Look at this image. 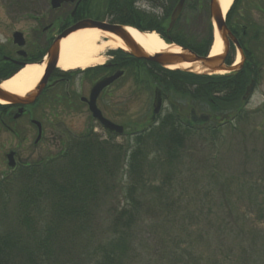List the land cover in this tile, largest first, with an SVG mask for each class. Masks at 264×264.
I'll return each mask as SVG.
<instances>
[{"label":"rangeland","instance_id":"rangeland-1","mask_svg":"<svg viewBox=\"0 0 264 264\" xmlns=\"http://www.w3.org/2000/svg\"><path fill=\"white\" fill-rule=\"evenodd\" d=\"M257 1L241 0L237 8L263 23L254 7ZM47 7L48 0H0V22L11 31L25 32L32 41L39 27L31 16L40 13L38 8ZM141 7L152 12L149 3L144 2ZM208 7L206 2L205 8ZM5 8L28 9L27 19L14 20L10 9ZM207 16L198 20L196 32L206 31ZM9 32L0 27V39H6ZM102 56L106 61L107 56ZM134 88L130 79L121 85L120 99L126 111L123 121L128 134L110 136L113 143L127 145L134 141L132 133L143 128L151 112L154 96L151 83H147L146 92L135 94ZM245 107L248 117L238 122L229 116L218 137L188 136L174 166L149 159L145 167L146 183L136 194L140 209L134 211L136 222L131 229L116 219L119 213L133 209L129 193L133 179L125 161L106 184L109 191L93 208L91 221L84 229L56 245L53 253L46 250L29 257L24 264H97L112 240H121L118 235L122 227L128 232L123 237L127 242L124 264H264V69ZM204 111L211 113L206 106ZM216 121L213 120L214 125ZM62 142L49 137L28 158L29 152L22 149L21 141L1 132L0 178L9 173L3 153L19 150L29 162L36 163L59 153ZM158 187L162 190L156 191ZM9 210L11 217L4 218L6 221H0V225L15 223L14 210ZM22 229L26 232L25 227ZM35 229L32 232L37 235L39 226ZM62 239L59 234L51 240V246ZM32 243L34 253L38 249Z\"/></svg>","mask_w":264,"mask_h":264},{"label":"trees","instance_id":"trees-1","mask_svg":"<svg viewBox=\"0 0 264 264\" xmlns=\"http://www.w3.org/2000/svg\"><path fill=\"white\" fill-rule=\"evenodd\" d=\"M135 1L137 0H105V4L114 21L135 26L143 31L157 30L166 34L164 22L158 20L156 15L137 10ZM240 1L235 0L232 8H237ZM204 3L205 0H188L187 27L177 26L169 36L174 42L206 56L213 40L208 17V28L204 33L199 34L190 27L201 15H207ZM120 7L124 9V16L120 14ZM233 9L228 15V23L232 21ZM257 9L264 11V8ZM202 11L206 14H202ZM78 12L83 14L81 10ZM243 17L240 16L241 19ZM35 60L37 59L33 58L28 61ZM118 62L119 67L129 70L147 69V63L151 68H162L152 62L145 65L144 61L139 60L128 62L119 59ZM230 62L229 59L228 63ZM17 68L4 78L10 77ZM252 71L250 62L235 74L197 75L180 70L169 71L170 77L179 80H158L157 85L166 90L185 88L187 96L192 100H196L200 95L204 104L208 105L216 116L232 113V118L240 122L248 117L242 97L251 79L255 78ZM158 77L160 76L154 75L155 79ZM199 129L203 135L211 138L221 134L220 124L210 123ZM194 134V129L175 123L150 125L138 132L134 141L127 145L116 144L110 140L101 141L94 135L82 134L65 142L60 153L22 168L10 177L0 179V221L4 222V218L11 217L9 208H13L15 218V223L0 225V264H24L29 257L44 254L46 250V253H53L56 245L77 235L91 221L93 208L97 206L102 195L109 191L106 184L114 178L116 169L121 165L123 167L125 161L129 177L133 179L129 191L133 209L119 213L116 219L118 222H124L127 229H131L140 209L136 194L146 183L145 167L149 159L174 166L181 158L186 138ZM158 190L161 191L162 188H156V191ZM36 226H39V230L38 234L34 235L32 231L37 230ZM59 234L64 239L51 246V240ZM127 234V230L122 227L118 235L122 237L121 240H112L110 248L104 249V254L97 264H124L127 242L123 237ZM31 241L38 249L34 253L30 247Z\"/></svg>","mask_w":264,"mask_h":264},{"label":"flooded vegetation","instance_id":"flooded-vegetation-1","mask_svg":"<svg viewBox=\"0 0 264 264\" xmlns=\"http://www.w3.org/2000/svg\"><path fill=\"white\" fill-rule=\"evenodd\" d=\"M75 8H81L83 13H88L92 10L91 8H95L96 13L93 16H83L77 14V12L72 15ZM105 8L104 5H92L91 0L63 1L59 6L54 7L52 0H48L47 8H38L37 12L40 13L31 16L37 20L39 27L32 41H29L25 32L18 29L11 31L9 26L6 27L0 22L1 28L10 31L7 33L6 39H0V81L27 59H42L48 55L55 39L76 23L84 19L113 23L111 18L107 16ZM5 9H10L8 12L12 13L14 20L27 19L28 9L26 8ZM168 12L169 8L163 7L160 17L164 18ZM121 13L123 12L121 11ZM179 18L180 20L177 23L181 26H186L185 9ZM234 23L242 27L241 31L235 28L234 33L243 51L249 53L250 44L254 40L251 39V36H249L248 40L243 37L248 30L245 25L237 20H234ZM17 32H22L24 35L26 43L23 47L15 43L14 37ZM164 36L168 37L167 35ZM232 48L231 45L230 53L234 55L236 50ZM106 56H108V62L103 67L94 64L88 69L64 70L58 64L54 65L40 93L33 101L0 106V133H8L14 139L21 141L22 149L27 148L29 152L28 158H32L37 149L49 137L54 140L65 141L84 132L95 134L101 139L109 135H121L115 130L105 128L93 116L91 110L92 88L99 80L113 75L118 70H122L116 67L118 65L117 60L125 59L126 61L134 62L137 60L130 53H123L118 49L113 50L112 47L107 49ZM245 61H247V57ZM143 63L146 65L147 62ZM259 64L257 62L256 65ZM146 74H149V79L153 85H155V80L160 82H165L166 80L177 82L179 80L170 78L169 72L160 68L135 69L130 75L125 71L123 76L105 87L95 99V103L103 116L116 124H125L123 121L125 107L121 103L119 92L121 85L124 80L130 79L136 86L143 78L139 76ZM155 74L160 77L155 79ZM165 75L168 77H163ZM142 87L145 88L143 84ZM184 89H179L178 87L175 90L166 91L155 86L154 99L156 91L160 90L161 107L160 109H155L153 100L152 109L146 121L155 124L161 121H168L186 125L189 120H192L190 116L191 109H194L195 115L203 113V102L200 95L193 102L189 99ZM191 102L195 105H192ZM173 105L176 106L177 111L173 109ZM11 152L14 153L12 158L9 156ZM3 154L5 157L3 161L5 160L4 163L9 167L10 171L17 169L18 166L30 163L19 150H10Z\"/></svg>","mask_w":264,"mask_h":264},{"label":"water","instance_id":"water-1","mask_svg":"<svg viewBox=\"0 0 264 264\" xmlns=\"http://www.w3.org/2000/svg\"><path fill=\"white\" fill-rule=\"evenodd\" d=\"M62 1L65 0H53V4L59 5ZM186 0H180L174 9L171 17V23L168 28L170 30L173 25L175 24L180 12L183 9V6L185 4ZM210 16L212 22L216 25V28L218 30L219 36L221 40L223 41L224 45V53L218 56L214 57H206V56H200L197 53H195L192 50H189L187 48H184L182 46H178L175 44H172L176 47H179L181 49L180 52H172L170 50L167 51H161L155 54L148 53L129 33L128 27H124L123 25L119 24H106V23H100L95 22L91 20H84L82 22H79L72 26L71 28L67 29L65 32H63L53 43L52 47L50 48L49 55L46 61L42 60L39 63L44 64V74L39 80L38 84L35 86V88L26 93L25 95H18L14 92H11L4 88L2 86V83H0V100H4L6 102L10 103H27L32 101L34 98H36V95L38 91L41 90L42 86L44 85L51 69H53L54 65L59 62L60 58V44L63 39L69 37L72 33L77 32L79 30H84L87 28H97L106 32H110L115 34L116 36L120 37L125 45L128 47L129 52L140 59H146L153 62H156L164 67H171V66H180L184 63H195L198 64V66L201 67L202 70L208 73H218L220 71H227L228 73L238 71L243 67V62H241L237 66H228L226 65V58L229 51V38L232 39L234 42H237L229 28L227 27V24L225 22V17L223 14V9L220 5L219 0H210ZM21 33L15 34V42H17L19 45H23L25 43V40H23ZM241 50V48H240ZM241 55L244 58L243 52L241 50ZM28 63L24 62L22 64V67L26 66ZM187 71H193L192 68L184 69ZM123 72L116 73L115 75L105 78L104 80L97 83L93 89V92L96 94L105 86L112 83L116 78H118ZM255 81L253 80L250 85L246 89V93L244 96V100H247L249 96L252 93V90L254 88ZM160 98L159 96L156 97L155 100V106H159ZM91 109L94 112V115L99 118V120L108 128L110 129H116L118 132H123V126L116 125L103 117L101 113L99 114V110L97 109L96 105L93 103L91 105ZM98 110V112L96 111ZM191 117L192 120L188 122V125L194 126V125H205L207 124L210 119L211 115L207 113H202L200 115H195L194 110H191Z\"/></svg>","mask_w":264,"mask_h":264},{"label":"bare ground","instance_id":"bare-ground-1","mask_svg":"<svg viewBox=\"0 0 264 264\" xmlns=\"http://www.w3.org/2000/svg\"><path fill=\"white\" fill-rule=\"evenodd\" d=\"M223 12L226 14L231 8L234 0H219ZM129 33L133 38L150 54L170 50L180 52L181 49L171 44H167L156 32L141 33L135 28L130 27ZM104 36L110 37L105 40ZM122 46L123 40L110 32H104L97 28H87L72 33L69 37L62 40L60 44L59 67L64 70L76 68H88L94 64H103L105 59L103 53L110 47ZM124 47V45H123ZM223 52L222 41L216 31L211 46L210 55L216 56ZM241 56L237 55L236 62H240ZM192 68L195 71H202L201 67L195 63H184L180 66L170 68ZM44 64L30 63L12 78L3 82L2 86L7 90L18 95H25L32 91L38 84L44 73ZM0 100V104H6Z\"/></svg>","mask_w":264,"mask_h":264}]
</instances>
